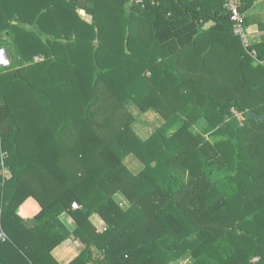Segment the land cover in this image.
Wrapping results in <instances>:
<instances>
[{"label": "trees", "instance_id": "16d2710c", "mask_svg": "<svg viewBox=\"0 0 264 264\" xmlns=\"http://www.w3.org/2000/svg\"><path fill=\"white\" fill-rule=\"evenodd\" d=\"M258 1L239 0L246 28ZM6 30L21 61L0 68V264H59L72 237L70 264H264V138L247 127L264 126L247 119L264 114V39L244 45L225 0H0ZM132 106L160 114L148 140Z\"/></svg>", "mask_w": 264, "mask_h": 264}, {"label": "crops", "instance_id": "0c3cea01", "mask_svg": "<svg viewBox=\"0 0 264 264\" xmlns=\"http://www.w3.org/2000/svg\"><path fill=\"white\" fill-rule=\"evenodd\" d=\"M247 16L250 17L249 24L247 26L248 31L251 30V33H252L251 35L253 37L252 40L250 38L249 45L258 44L264 39V31H261V28H260V25L264 23V19H263L264 0H259L256 3V5L247 13ZM12 24L18 25L20 27H23V29L27 31H31L35 33V34H32V46H33V43H35L36 41V26L35 25L30 26L27 24L22 25L16 21L12 22ZM214 25H215L214 23H209L206 25V29L213 27ZM41 39L42 41L46 42L47 40L52 41L55 38L43 34L41 36ZM0 41H2L5 44H8V45H5L4 47L7 50V53L9 54L10 60L12 61V58H14V56H17V53H16L17 51H16V47L13 45V39L11 38L7 30L0 33ZM58 41L61 43L67 44V41L65 39L58 40ZM48 49H51V48H48ZM45 59L46 57L44 55L39 54L38 56L35 57L33 64H31L32 67H34L35 64L37 63L43 62ZM28 67H30V65L24 64L21 67L16 68L15 70L16 72H18L20 69H26ZM66 72H69V70H66ZM151 111H154V110H151ZM151 111H149L148 113H150ZM131 158H134V157H131ZM128 167L133 171L134 174H137L140 171H142V169L144 168V165L141 164L138 160L132 159V164L129 165ZM31 210H32L31 206H29L27 208L28 212L26 214L29 217H32L34 215V211L33 210L31 211ZM61 220L63 224L67 226V228L71 232L75 231L76 225L71 217H69L67 214H63L61 216ZM91 222L95 226L98 233L103 232L104 229L106 228L105 222L97 214H94L91 217ZM83 250H84V246L79 241L75 240L74 237H72L69 240L65 241L61 246L57 247L53 251V256L59 264H70L74 259H76L81 254ZM185 257L182 258L181 260L186 259Z\"/></svg>", "mask_w": 264, "mask_h": 264}, {"label": "rangeland", "instance_id": "374dc122", "mask_svg": "<svg viewBox=\"0 0 264 264\" xmlns=\"http://www.w3.org/2000/svg\"><path fill=\"white\" fill-rule=\"evenodd\" d=\"M251 30L247 31V40H248V44L250 43V38L252 40V35H251ZM16 60L21 61L20 57L17 56ZM256 103V102H255ZM259 103V102H257ZM256 103V104H257ZM133 107V114L135 116V121L136 123L134 124V130L136 132V134L143 140H148L153 134L154 132L161 127L162 122L160 121L161 117L160 114L156 111H151L150 113H145L142 114L138 111V109H136L134 106ZM107 109V111H106ZM105 112H109L111 114H113L110 111V108L108 107V105L105 107ZM235 112V111H234ZM240 122H243V117L242 115L239 114L238 116ZM102 120V118H100ZM207 122L205 120L200 121L199 123L195 124L193 126V131H195L196 133H200L201 130L206 126ZM247 127H249V131L252 130L253 133L256 134V136L261 135L262 138H264V126L262 127L263 129H259L258 131H256L253 127V124H248ZM177 130V127L175 128ZM174 130V131H176ZM132 159L135 160V158H127L126 159V164L129 166L132 164ZM264 161V160H263ZM262 162V161H261ZM260 162V163H261ZM264 169V164L261 163V165H259V170H263ZM262 185H264V182H262ZM186 259L184 260H180L178 262L172 263V264H192L193 262V257L191 254L186 255L185 257Z\"/></svg>", "mask_w": 264, "mask_h": 264}, {"label": "built area", "instance_id": "2783aa9c", "mask_svg": "<svg viewBox=\"0 0 264 264\" xmlns=\"http://www.w3.org/2000/svg\"><path fill=\"white\" fill-rule=\"evenodd\" d=\"M135 0H132L134 2ZM154 1V0H152ZM178 1V0H175ZM143 0H136V3H141ZM226 2V9H228L231 22L233 24V34L235 36L240 37L243 41L244 45L248 46L247 40V31L248 28L245 27L244 15L239 12V0H225ZM10 57L5 48L0 47V68L6 69L11 66ZM236 116H239L236 112H234ZM73 209H79L80 206L78 203L72 204ZM0 240L5 243L9 240L8 236L5 234L3 230H0Z\"/></svg>", "mask_w": 264, "mask_h": 264}, {"label": "water", "instance_id": "95a60500", "mask_svg": "<svg viewBox=\"0 0 264 264\" xmlns=\"http://www.w3.org/2000/svg\"><path fill=\"white\" fill-rule=\"evenodd\" d=\"M257 65H258V62H255L254 66H257ZM247 119H255L260 123L261 121H264V114L260 115V114H257L256 112H250L247 115ZM86 212H88V209H86Z\"/></svg>", "mask_w": 264, "mask_h": 264}]
</instances>
